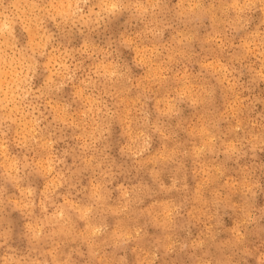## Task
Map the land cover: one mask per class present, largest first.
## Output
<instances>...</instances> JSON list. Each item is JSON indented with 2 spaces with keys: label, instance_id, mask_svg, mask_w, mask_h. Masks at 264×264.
<instances>
[{
  "label": "clouds",
  "instance_id": "9594fccd",
  "mask_svg": "<svg viewBox=\"0 0 264 264\" xmlns=\"http://www.w3.org/2000/svg\"><path fill=\"white\" fill-rule=\"evenodd\" d=\"M261 154L264 0H0V264H264Z\"/></svg>",
  "mask_w": 264,
  "mask_h": 264
},
{
  "label": "rangeland",
  "instance_id": "374dc122",
  "mask_svg": "<svg viewBox=\"0 0 264 264\" xmlns=\"http://www.w3.org/2000/svg\"><path fill=\"white\" fill-rule=\"evenodd\" d=\"M137 74H140V72L138 71ZM185 115H186V116H191V111H190V110H186ZM155 147H158V141L156 142V144H154V148H155ZM261 160H264V154H261ZM165 178H166V177H165ZM190 183H191V181H190ZM260 203H264V197H261V198H260ZM226 224H227L228 226H231V220H229V219L226 218ZM129 259L132 260L133 257L130 255V256H129Z\"/></svg>",
  "mask_w": 264,
  "mask_h": 264
}]
</instances>
